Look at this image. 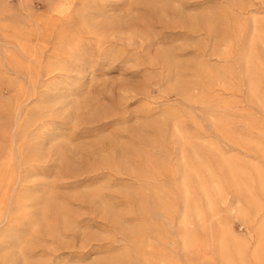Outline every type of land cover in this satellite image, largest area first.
<instances>
[{
	"label": "rangeland",
	"instance_id": "obj_1",
	"mask_svg": "<svg viewBox=\"0 0 264 264\" xmlns=\"http://www.w3.org/2000/svg\"><path fill=\"white\" fill-rule=\"evenodd\" d=\"M0 264H264V0H0Z\"/></svg>",
	"mask_w": 264,
	"mask_h": 264
},
{
	"label": "bare ground",
	"instance_id": "obj_2",
	"mask_svg": "<svg viewBox=\"0 0 264 264\" xmlns=\"http://www.w3.org/2000/svg\"><path fill=\"white\" fill-rule=\"evenodd\" d=\"M66 8L67 7H61V8H59L58 10H55V11H57V13H64V11L66 10ZM59 15V14H58ZM165 53V52H164ZM166 57V56H165ZM104 208V207H103ZM108 211V210H107ZM110 212V211H109ZM48 223V222H47Z\"/></svg>",
	"mask_w": 264,
	"mask_h": 264
}]
</instances>
